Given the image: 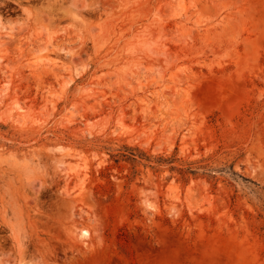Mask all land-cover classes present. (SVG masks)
Masks as SVG:
<instances>
[{
    "label": "rangeland",
    "instance_id": "obj_1",
    "mask_svg": "<svg viewBox=\"0 0 264 264\" xmlns=\"http://www.w3.org/2000/svg\"><path fill=\"white\" fill-rule=\"evenodd\" d=\"M0 264H264V0H0Z\"/></svg>",
    "mask_w": 264,
    "mask_h": 264
},
{
    "label": "bare ground",
    "instance_id": "obj_2",
    "mask_svg": "<svg viewBox=\"0 0 264 264\" xmlns=\"http://www.w3.org/2000/svg\"><path fill=\"white\" fill-rule=\"evenodd\" d=\"M175 12H176V15L180 16V15L182 14V13H181V12H182V8H181V7L177 8ZM73 76H78V72H77L76 70H75V74H74ZM67 84H68V83H63L62 85H63V87H65ZM179 111H181V110H180L179 108H177V109L175 110V113H176V112H179ZM176 120H177L176 122H177L178 124L181 123V121H179V118H177ZM174 124H175V122H174ZM168 142H169V141H168ZM163 144H164V143H163ZM167 147H168V146H167ZM169 147H170V146H169ZM182 150H183V149H182ZM82 232H83V235H86V234H87V231H82Z\"/></svg>",
    "mask_w": 264,
    "mask_h": 264
}]
</instances>
